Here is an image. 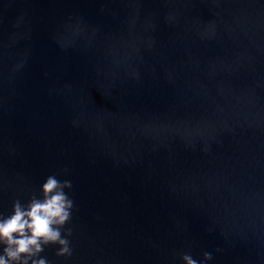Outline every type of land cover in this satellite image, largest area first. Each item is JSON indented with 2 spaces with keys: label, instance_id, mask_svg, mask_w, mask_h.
Wrapping results in <instances>:
<instances>
[{
  "label": "water",
  "instance_id": "95a60500",
  "mask_svg": "<svg viewBox=\"0 0 264 264\" xmlns=\"http://www.w3.org/2000/svg\"><path fill=\"white\" fill-rule=\"evenodd\" d=\"M53 173L49 264H264V0H0V215Z\"/></svg>",
  "mask_w": 264,
  "mask_h": 264
},
{
  "label": "clouds",
  "instance_id": "9594fccd",
  "mask_svg": "<svg viewBox=\"0 0 264 264\" xmlns=\"http://www.w3.org/2000/svg\"><path fill=\"white\" fill-rule=\"evenodd\" d=\"M72 187L71 180L53 173L40 185L39 195L33 192L26 203L13 201L11 214L0 215V264H49L47 257L40 256L49 245L57 246V257L72 254V229L64 227L72 219L74 200L65 191ZM202 255L198 261L184 252L180 259L183 264H205L212 259L210 252Z\"/></svg>",
  "mask_w": 264,
  "mask_h": 264
}]
</instances>
